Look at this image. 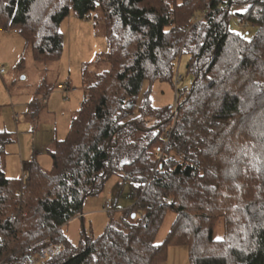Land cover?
Here are the masks:
<instances>
[{
	"label": "trees",
	"instance_id": "1",
	"mask_svg": "<svg viewBox=\"0 0 264 264\" xmlns=\"http://www.w3.org/2000/svg\"><path fill=\"white\" fill-rule=\"evenodd\" d=\"M97 11L108 69L83 76L50 170L32 161L25 179L7 178L13 139L0 132V264H26L45 238L64 246L47 264H164L171 247L189 264H264V0H0V30L19 34L34 61L55 62L62 22ZM234 17L255 28L249 40L230 31ZM182 57L191 85L174 107L153 108L151 85L178 83ZM116 173L136 185L132 206L73 247L61 227Z\"/></svg>",
	"mask_w": 264,
	"mask_h": 264
},
{
	"label": "rangeland",
	"instance_id": "2",
	"mask_svg": "<svg viewBox=\"0 0 264 264\" xmlns=\"http://www.w3.org/2000/svg\"><path fill=\"white\" fill-rule=\"evenodd\" d=\"M229 29L247 40L255 34V28L238 25L235 17L231 18ZM60 32L63 35L60 59L40 63L33 60L29 47H25L19 34L0 30V64L6 70V74L0 77V132L10 133L15 139L6 146L2 158L5 175L9 179L21 180L23 173H27L23 171V165L28 164L32 150H38L32 161L42 169L50 170L51 159L46 149L53 139L63 140L66 137L70 121L75 117L84 95L83 76L87 82L94 74L108 69L105 58L101 57L108 48L100 12L92 13L88 19H79L70 13L62 22ZM98 58L99 61H96ZM186 63L187 58L182 57L176 66V78H181L180 81L177 78L178 83L154 82L151 85L149 99L153 108L174 107L177 92L191 85L192 78L185 73ZM59 84L64 86V90L57 89ZM37 99V102L28 104ZM142 100L141 94L137 104L140 105ZM35 118L40 120L32 126ZM135 186L123 182L121 173L112 175L101 192L86 199L83 212L87 214L83 221L75 218L61 227L67 241L78 247L85 239L100 236L110 221L118 220L121 213L132 206ZM106 204L111 205L113 210L108 213L103 211ZM173 220L174 215L168 213L155 243L160 244L164 240ZM222 234L221 223L218 222L214 225L212 237L220 240ZM164 264H189L187 249L169 248Z\"/></svg>",
	"mask_w": 264,
	"mask_h": 264
},
{
	"label": "built area",
	"instance_id": "3",
	"mask_svg": "<svg viewBox=\"0 0 264 264\" xmlns=\"http://www.w3.org/2000/svg\"><path fill=\"white\" fill-rule=\"evenodd\" d=\"M6 72L4 66L0 64V76ZM58 89L64 90V86H59ZM26 175L23 173L22 179H25ZM112 206L106 204L103 207V211L110 212ZM30 255L26 260V264H47L48 261L60 256L64 251V246L61 243H51L48 238L41 239L29 247Z\"/></svg>",
	"mask_w": 264,
	"mask_h": 264
},
{
	"label": "crops",
	"instance_id": "4",
	"mask_svg": "<svg viewBox=\"0 0 264 264\" xmlns=\"http://www.w3.org/2000/svg\"><path fill=\"white\" fill-rule=\"evenodd\" d=\"M13 33H15V32H13ZM58 86H60V84L59 85H57V89H58ZM44 98H46V96L44 97ZM38 101V99L37 100H35V101H29V105L32 103V102H37ZM29 105H27L26 107H28ZM28 110V109H27ZM26 113H27V111H26ZM26 113L24 114L25 116V120H26ZM39 120L40 119H36L35 118V120H33V124H31L32 126L33 125H36L38 122H39ZM32 129V128H31ZM12 139H13V141H15V139L12 137ZM56 139H53L52 141H51V145H49V148H47L46 149V151H47V153H49V151L51 150V147L53 146V143H54V141H55ZM13 141H12V143H13ZM38 154V150H32V157L31 158H33V159H29L30 161H32V160H34V157L36 156ZM49 155V154H48ZM28 160V164H25V165H23V171H27V169H28V166H29V161ZM24 164V163H23ZM3 165H4V171H5V161L3 162ZM88 212H89V210H88ZM87 213H84L83 211H82V215L81 216H79V217H77V218H79V219H81V221H83V219H84V217H85V215H86ZM75 219V218H74ZM74 219H72V220H74Z\"/></svg>",
	"mask_w": 264,
	"mask_h": 264
}]
</instances>
